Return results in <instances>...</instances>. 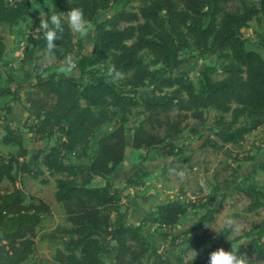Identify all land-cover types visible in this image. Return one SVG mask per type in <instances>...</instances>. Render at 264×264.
<instances>
[{
  "label": "trees",
  "instance_id": "obj_1",
  "mask_svg": "<svg viewBox=\"0 0 264 264\" xmlns=\"http://www.w3.org/2000/svg\"><path fill=\"white\" fill-rule=\"evenodd\" d=\"M129 1L75 0L73 7L81 8L95 29L91 52H74L73 32L65 26L56 41L53 62L44 67L41 60L46 41L38 31L28 37L21 60L22 65L34 68L35 79L23 85L7 74L6 85L0 82V98L12 97L11 103L36 116V123L24 125L25 132L13 130L9 124L4 127L2 143L14 145L18 151L0 155V185L9 184L6 189L0 187V264H31L39 257L40 227L52 208L42 200L26 203L16 183L20 174L40 179L46 173L56 177L54 198L70 225L63 233L64 248L55 252V262L181 264L167 256L163 247L167 243L176 248L180 241L213 223L220 196L208 199L199 213L191 202L158 204L139 225L131 224L130 196L116 188L112 179L127 150L168 146V155L177 160L184 152L178 148V140L192 122L203 121L208 110L231 115L223 129L208 131L206 143L213 146L212 134L225 145L234 144L264 123V57L246 49L242 32L264 17V0L253 4L246 0H152L138 12H127L123 8ZM32 3L0 0V29L11 31L30 18ZM112 7L121 11L110 20H98ZM189 49L194 54L182 57ZM146 53L153 57L150 64L145 61ZM69 54L76 60V70L71 75L53 70ZM8 56L6 44L0 41V61ZM212 57L224 61L225 77L214 81V68L199 69L203 85L199 92L188 62ZM107 62L108 76L104 77L97 67ZM128 74L132 75L129 80L116 82ZM145 88L150 92L137 99L139 90ZM25 89L29 93L23 98ZM6 112L10 114L12 107ZM139 117H143L141 123L131 126ZM249 117L255 119L252 126L236 127ZM106 128L111 131L99 137L97 152L89 163L67 162L69 157L87 159L93 140ZM27 134L34 144L53 142L38 152L36 162L41 167L36 170L31 161L23 160L29 154ZM241 171L239 168L232 175ZM150 174L148 170H134L128 188L138 187ZM97 178L102 179L103 186L93 185ZM42 183L48 180L43 178ZM223 183L228 185L229 178ZM255 206L264 208V196L263 201L255 200ZM191 210L196 222L177 232L175 227ZM149 225L156 226L154 235L160 243L145 231ZM251 231L247 241L235 249L246 264H264V219ZM47 238L54 240L53 235ZM36 264L46 263L38 260Z\"/></svg>",
  "mask_w": 264,
  "mask_h": 264
},
{
  "label": "rangeland",
  "instance_id": "obj_2",
  "mask_svg": "<svg viewBox=\"0 0 264 264\" xmlns=\"http://www.w3.org/2000/svg\"><path fill=\"white\" fill-rule=\"evenodd\" d=\"M5 1L7 4H11L15 0ZM151 1L130 0L123 10L138 12L140 8ZM246 1L249 4L256 2V0ZM74 3L75 0H33L31 7L32 16L12 30L14 36L13 50L8 58L0 64V82L2 85H6L7 74L14 76L13 73L24 71L26 80H30L31 75L35 74L36 76V71L32 67L26 68L21 63L23 49L26 46L21 44L24 42L27 44L28 37L37 34L38 30L35 28L38 27L37 20H40L41 13H55L57 10L66 12L70 7L74 6ZM118 11L121 10L112 7L109 11L101 13L98 16V20H110ZM242 32L247 40L246 49H252L264 57V48H261V44L264 45V17L253 21L250 27ZM95 34V29L92 25L84 34L73 33L74 52L81 54L90 53ZM17 52L19 53L18 55ZM193 54V50L189 49L182 53V57H189ZM152 59V55L145 54L147 63L150 64ZM9 63L14 64L16 67L9 66ZM223 63V60L216 57L191 58L189 60L187 68L193 69L192 80L199 92L203 91V85L197 73L198 70L205 67L214 68L212 79L218 81L225 77L222 71ZM225 63L227 64V62ZM109 65L110 63L107 62L97 67L104 77L108 76ZM65 67L64 62H62L55 66L53 70L71 75L72 72L65 71ZM9 71L12 72L10 73ZM131 76V74H128L119 78L116 82H125ZM21 84L24 85V83ZM26 91L25 89L23 94ZM149 92L150 89L148 88L141 89L136 98H144ZM11 100L12 97L0 98V155L3 156L17 154L18 151L16 146L2 143V139L5 136L4 127L9 124L6 110L11 106ZM204 114V120L192 122L178 140L177 146L184 152L177 160L168 155L170 150L168 146L156 147L151 151L128 149L124 163L118 167L112 177L115 187L130 196L127 203L131 211L129 213V222L131 224L140 217L139 203L141 202L148 203V206L153 208L158 204L174 200L191 202L198 207L196 212L199 213L201 212L200 206L208 199L213 198V196H220L217 203L218 211L213 223L203 226L201 230L194 232L184 242L181 243L180 241L176 248L171 247L167 243L163 247V251L167 256L174 261L180 260L181 264H208L209 255L217 249L216 245L219 248L240 246L252 234L253 225L264 219V208H256L255 206V200L263 201L264 196V123L246 135L240 142L234 144L225 145L212 134L210 138L216 142V145L213 146L210 143H206L205 138L208 136V131L215 128L223 129L231 121V115H224L214 110L205 111ZM142 120L143 117L136 118L130 125L133 127L138 126ZM29 121L30 118L18 126H13L14 130H23L25 132L24 125L29 123ZM254 121L255 119L251 117L244 118L236 127L252 126ZM192 130H194V133ZM109 131H111V128L104 129L93 140L87 159L77 160L74 157H69L67 162L76 164L89 163L97 152L99 137ZM25 144L29 154L23 160L31 161L34 170L40 168V163L36 162L40 149L33 145L27 135L25 136ZM51 145H53V142H50L48 147ZM239 168L242 170L240 174L233 176L232 172L238 171ZM134 170H148L151 174L143 178L138 187L129 189L127 181L131 178ZM250 170L253 171L251 172ZM43 178L47 179L48 183H42ZM228 178L230 183L225 185L223 182ZM100 184L104 185L102 179L93 183L94 186ZM0 187L6 189L9 184L5 182ZM16 188L21 190L26 203L42 200L50 204L52 208V214L43 218L40 227L37 241L40 255L38 258H33L31 264H36L38 260H44L46 264H58L54 261V255L57 249L64 248L66 241L63 233L70 228V225L65 220L61 205L54 198L56 177L46 173L44 177L34 179L32 174H20L17 178ZM221 194L224 195L222 196ZM194 214L195 211L191 210L180 220L175 230L184 232L187 227L196 222L197 217ZM228 221H231L230 227L228 226ZM155 228L156 226L149 225L145 231L153 236L154 241L158 243L159 241L154 235ZM49 235H53L54 240H49L47 238ZM66 239L69 240L71 237L67 236Z\"/></svg>",
  "mask_w": 264,
  "mask_h": 264
},
{
  "label": "clouds",
  "instance_id": "obj_3",
  "mask_svg": "<svg viewBox=\"0 0 264 264\" xmlns=\"http://www.w3.org/2000/svg\"><path fill=\"white\" fill-rule=\"evenodd\" d=\"M65 26L73 33L84 34L88 31L90 23L84 11L79 7H70L66 12L41 13L39 26L35 29L43 33L46 41L45 55L41 60L42 66L47 67L53 62V53L58 50L56 41L60 40ZM63 62L66 66L65 71L74 72L76 70V60L71 54L65 56ZM228 226H231V221H228ZM208 264H246V262L243 255L239 254L235 248L226 250L220 247L210 253Z\"/></svg>",
  "mask_w": 264,
  "mask_h": 264
},
{
  "label": "crops",
  "instance_id": "obj_4",
  "mask_svg": "<svg viewBox=\"0 0 264 264\" xmlns=\"http://www.w3.org/2000/svg\"><path fill=\"white\" fill-rule=\"evenodd\" d=\"M13 39L14 36L12 34V30H8L6 28H1L0 29V41L4 42L8 48L9 54L13 50ZM21 45L25 46L26 42L22 43ZM24 50V49H23ZM252 50V49H251ZM19 53L17 52V55ZM8 57L5 58V60ZM4 60V61H5ZM22 60V59H21ZM3 63V61H0V64ZM9 66L11 67H16L14 64L9 63ZM26 68H29L31 66L25 65ZM33 68V67H32ZM34 69V68H33ZM10 73L12 71H9ZM16 83L21 84V83H27V82H32L35 79V74L30 76V80H26V74L24 71L20 72H15L13 73ZM29 93V91H26L25 94H23V98ZM25 95V96H24ZM12 107V112L10 114H7V121L9 122V125L11 128L14 130L13 126H18L20 125L23 121H27L28 118H30L29 124H34L36 123V116L34 114H29L27 113L20 105L11 103L10 104ZM28 138L30 139V135L27 134ZM33 145L37 146L40 150H44L46 147H48L47 143H39V144H34ZM101 181L100 178H97L95 182ZM94 183V182H93ZM103 184H100L98 186H102ZM133 206L131 207L132 210ZM152 206L149 207L148 203H139V212H140V217L137 218V221H135L133 224L134 225H139L142 221V219L152 210ZM141 209V210H140ZM131 212V211H130ZM142 216V217H141Z\"/></svg>",
  "mask_w": 264,
  "mask_h": 264
}]
</instances>
